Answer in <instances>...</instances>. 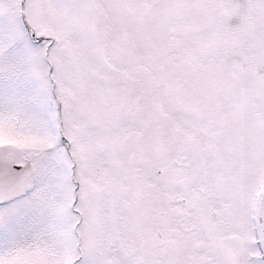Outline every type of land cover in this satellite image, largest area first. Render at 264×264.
Listing matches in <instances>:
<instances>
[{
  "label": "snow or ice",
  "instance_id": "6c2138e0",
  "mask_svg": "<svg viewBox=\"0 0 264 264\" xmlns=\"http://www.w3.org/2000/svg\"><path fill=\"white\" fill-rule=\"evenodd\" d=\"M0 264H264V0H0Z\"/></svg>",
  "mask_w": 264,
  "mask_h": 264
}]
</instances>
